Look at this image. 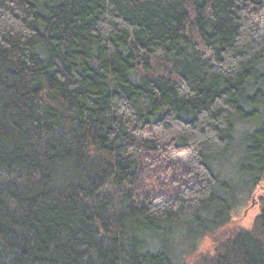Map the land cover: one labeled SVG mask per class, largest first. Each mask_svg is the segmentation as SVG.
<instances>
[{
	"label": "trees",
	"instance_id": "1",
	"mask_svg": "<svg viewBox=\"0 0 264 264\" xmlns=\"http://www.w3.org/2000/svg\"><path fill=\"white\" fill-rule=\"evenodd\" d=\"M263 177L264 0H0V264H264Z\"/></svg>",
	"mask_w": 264,
	"mask_h": 264
},
{
	"label": "rangeland",
	"instance_id": "2",
	"mask_svg": "<svg viewBox=\"0 0 264 264\" xmlns=\"http://www.w3.org/2000/svg\"><path fill=\"white\" fill-rule=\"evenodd\" d=\"M261 194H264V177L262 179L261 185L256 190V193L253 197V200L249 201L248 204L239 207L236 211L231 213L230 223L222 229L216 236L217 239L224 240L232 233L242 229L249 230L252 227V224L259 214V204L258 199ZM213 244L209 238H205L197 253L189 257L186 261V264H197L199 259L207 254L212 252Z\"/></svg>",
	"mask_w": 264,
	"mask_h": 264
}]
</instances>
